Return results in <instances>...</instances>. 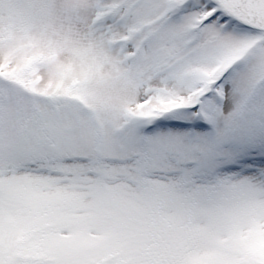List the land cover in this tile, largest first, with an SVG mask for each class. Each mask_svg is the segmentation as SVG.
Listing matches in <instances>:
<instances>
[{"label": "snow or ice", "instance_id": "snow-or-ice-1", "mask_svg": "<svg viewBox=\"0 0 264 264\" xmlns=\"http://www.w3.org/2000/svg\"><path fill=\"white\" fill-rule=\"evenodd\" d=\"M0 264H264V0H0Z\"/></svg>", "mask_w": 264, "mask_h": 264}]
</instances>
